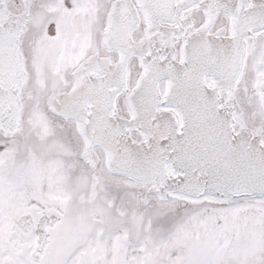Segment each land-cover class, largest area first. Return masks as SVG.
I'll list each match as a JSON object with an SVG mask.
<instances>
[{
    "label": "snow or ice",
    "instance_id": "6c2138e0",
    "mask_svg": "<svg viewBox=\"0 0 264 264\" xmlns=\"http://www.w3.org/2000/svg\"><path fill=\"white\" fill-rule=\"evenodd\" d=\"M0 264H264V0H0Z\"/></svg>",
    "mask_w": 264,
    "mask_h": 264
}]
</instances>
